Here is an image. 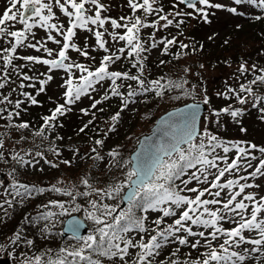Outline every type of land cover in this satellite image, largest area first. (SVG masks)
<instances>
[{
  "label": "snow or ice",
  "instance_id": "obj_1",
  "mask_svg": "<svg viewBox=\"0 0 264 264\" xmlns=\"http://www.w3.org/2000/svg\"><path fill=\"white\" fill-rule=\"evenodd\" d=\"M180 3L186 5L187 8L193 11L187 13L175 12L174 16H193L197 14L205 22L209 21V12L207 9L226 10L235 15H251L255 20L259 21L264 19V14H256L255 9L264 10V0H231V4L225 6L220 2H213V0H179ZM8 7L3 11L0 16V38L5 36L14 38L11 47H5L0 50V89H3L9 83V68L17 74L21 83L19 87L25 88L26 85L23 81L36 80L41 87L37 90V94L45 91V86L50 82L53 77L47 75L46 79L30 77L21 71L22 67L27 65L17 66L13 64V59H21L34 64H43L49 67V72L53 70H64L68 73L62 87L66 88L63 93L65 103L57 104L51 115L43 117V124L34 133L35 137H40L41 141L47 140L48 136L45 134L46 130L54 129L57 125L55 123L58 116L65 115L66 112L71 111L70 107L81 99L82 96H89L92 99L90 105L91 109H97V105L102 104L110 97H118L121 101L120 109L111 116V120L116 122L119 120L121 113L128 109L131 104L137 103L138 98L141 96L147 97L149 94H154L156 97L163 98L166 92L179 91L178 95L173 96V99H181L182 96L192 95L195 91V85L191 88L186 87L187 80L183 78L166 79L160 76L156 79H147L144 76L146 69L144 61L146 53L149 48L155 49L158 43L153 33L149 40L151 43L148 47V41H141L139 39V31L142 27L167 28L174 24L173 19H169L167 14L161 15L163 9L154 7L156 0H142L138 3L137 0H129V7L133 13L137 9H143L145 20L136 16L134 22L129 26L128 21L131 17H121L120 20L126 21L124 24L119 23L116 19L109 17H102L101 10L104 5L99 0H55V4L59 6L61 11L69 18V27L66 31L63 30V25L50 23L54 18L53 5L51 0L44 2V0H7ZM86 3L95 6L96 11L94 15H87L91 9L85 7ZM19 5V8H17ZM66 5H70L74 11H69ZM200 5L201 7H198ZM175 7V5H174ZM251 7L253 11L248 13L247 8ZM45 10L47 14H45ZM155 13L158 19L153 20L151 23L147 22V16ZM38 18V19H37ZM110 19L113 29L124 28V34L116 32L109 33L111 39L115 41H125L127 45V59L131 63L132 68L138 69V74H130L129 71H109V65L114 64L116 61L124 57L126 48L122 47L116 49L114 52L106 47V41L103 39L104 32L98 30L103 27ZM160 21H164L160 25ZM7 22H12L14 27L15 23H20L24 26L22 30L9 31ZM184 21H176V27H179ZM98 26L97 30L93 32L92 28L87 27L88 24ZM37 24L40 27L48 29L49 33L53 30L63 37L64 43L61 50L58 52L57 58H43L40 56H14L17 53L18 47H29L40 51L43 49L48 56L52 55V50L48 49L44 43H28L24 44L28 34L31 33ZM81 29L92 32L96 38L98 49L103 50L106 54L102 57L100 66L91 69L84 64L75 63L67 56V50L72 48L89 58V53L85 49L82 50L75 43H70L75 36V29ZM240 25H237L239 28ZM107 29H105V32ZM34 35V34H33ZM212 37H209L211 39ZM47 40L53 41L56 44H61L54 36L48 35ZM163 44L161 50L162 54L169 53V46L175 45L177 39L175 37L168 39L164 37L159 40ZM227 43V40L225 41ZM181 49H188L189 45L183 42L179 43ZM203 48V45H200ZM192 52L196 48H191ZM179 59V55L175 54ZM161 65L165 64L164 60L159 62ZM203 67V65H201ZM73 69L79 71V77L73 73ZM187 71V69L185 70ZM249 69L246 64H241V74L248 72ZM252 71L256 72V66L252 65ZM259 74L254 75V78L241 83L239 90L229 88L223 95L228 99L233 97L239 102L240 105L248 103L252 99V106L264 105V95H259L254 90V85L264 84V68L259 69ZM104 80H110L111 84L109 89L104 93L101 99H95L91 93L96 91V85ZM118 80H127L135 82V87L130 83L127 85V91H120L122 84H118ZM28 87L35 88V84L29 83ZM21 95L32 105H36L39 101L29 92H22ZM11 94H0V105H11V110L6 107H0V119H5L8 122V127L16 129H29L30 123L27 121H20L13 124L14 117H19L21 114V105L24 100L17 98L15 101L10 99ZM147 103V100H144ZM204 103H209V98L205 96ZM189 111L183 112L177 109L181 114L180 123L174 120L168 122V126L173 131L170 132L171 141L166 145H161L155 154L149 155L146 159H140L139 156L135 162L133 160L123 161L122 167L131 164L132 167L125 173V179L120 182H115L107 188H93L89 179L85 178L81 182L86 188L90 190H73V187L57 186L52 184L49 186H36L24 183L14 182L12 190L5 189L3 199L0 200V212L5 217L9 216V209L17 204H23L26 200L33 198L36 195H42L48 192L60 193L63 196L71 198L73 201L76 197H90L93 193L99 199H90L88 203L92 211L87 213L89 219L94 223L95 227L88 235H80L81 225L74 223L70 231L74 234L77 242L76 246L69 248L68 246L59 248L56 252L51 249L46 253L34 254L29 257L24 256L23 264H101L99 257H118L121 261L129 256L130 249H139L135 254V258L131 260V264H154V257L159 256L160 250L167 243L173 241L181 246H190L193 249L201 247V239H196L191 242L190 237H199L204 241L203 247L208 249L202 253L203 260L197 258L194 264H245L248 259H259L258 256H251L252 254H259L262 251L261 246L264 245V218H258V214L264 211V197L256 198L255 194L248 193L243 195L242 199H237L245 193V189L252 187L251 184L241 183L244 176L238 179L223 180L226 174L239 172L242 168H253L251 161L255 159L254 150L258 148L256 144L242 145L240 143L226 144L218 134H215L208 126L214 122L219 125L222 122V116L227 115L232 120L239 122V118L244 114V109L234 107L232 104L223 106L220 109H213L211 117H205L201 128H197V121L199 116V105L192 104L186 106ZM103 112L104 109H98ZM264 116V107L259 109ZM82 114L89 115L88 109H81ZM5 113L7 115L5 116ZM93 119L89 120L80 132H84L89 125L93 124L95 119V112L91 113ZM172 114H170L171 117ZM62 126V125H61ZM176 129L179 130V135L176 134ZM114 130V125H109L107 131ZM107 131L105 135H107ZM241 131L246 129L241 128ZM21 140L27 139L23 134L20 136ZM57 140H62L63 137H56ZM103 139H94L95 147H92L91 152L95 154L96 159H102L99 149L103 147ZM5 140L0 136V159L5 158L3 151ZM47 151L52 152L59 157L61 151L56 147L53 141L47 148ZM23 152V154H22ZM221 152L223 154H221ZM234 152L235 155L229 162L228 153ZM259 152L264 154V147H259ZM8 155L16 162L21 168L32 167L35 168L43 159L50 167L58 168L59 164L48 160L44 153L41 151L32 152L31 150H15L13 149ZM108 155L113 159L118 157L120 153L113 149L108 152ZM32 157V158H26ZM66 166H71L72 160L63 159L60 161ZM41 171L43 169H40ZM249 177L264 176V156H261L259 162L255 165L254 170L248 172ZM179 181V183H177ZM196 182L197 185L205 184L207 187H188V185ZM3 183V182H0ZM127 187L129 191L121 196L123 189ZM216 189V191H213ZM228 189L227 199H221L222 193ZM193 193L194 196L187 195ZM207 196L212 197L204 198ZM11 197V198H9ZM105 197L115 199L120 197L122 201L127 202V208L120 209L117 213V206L103 203ZM247 201V203H246ZM210 206H217L215 208ZM59 208L61 214L65 211L64 202L58 199H49L45 204L39 206V210L34 217H27L28 223L35 225L39 221H43V227L40 229L42 235L50 233L54 228V218L57 213L50 209ZM76 205V209H79ZM251 207V214L248 215V209ZM139 210L141 213H148L155 211L159 213L158 217L153 221L154 228L146 227V215H137ZM165 218H174L172 223L165 224ZM225 220L231 221L235 226L231 229L223 228L222 224ZM2 222V221H0ZM164 227H161V225ZM198 227L200 231H194L193 227ZM211 231H208V230ZM149 233L150 235L147 242L144 236L141 235L140 239L136 242L127 236L130 232ZM249 234L256 233L259 238L245 237L244 232ZM183 233V234H181ZM207 233V235H206ZM223 237V242L218 243V247L213 246V242H219ZM45 238H47L45 236ZM13 245L20 244L32 247L34 240L24 236L20 231H16L13 235L7 238ZM251 245V249L244 248L243 251H236L241 245ZM179 248L175 252H171L165 259L168 264H181L179 259H173L177 256ZM127 264V261H125ZM159 264H165V260H161ZM183 264H192L191 261H183Z\"/></svg>",
  "mask_w": 264,
  "mask_h": 264
},
{
  "label": "rangeland",
  "instance_id": "obj_2",
  "mask_svg": "<svg viewBox=\"0 0 264 264\" xmlns=\"http://www.w3.org/2000/svg\"><path fill=\"white\" fill-rule=\"evenodd\" d=\"M44 2H49V0H44ZM79 3L80 0H77ZM101 4H103L105 7L103 10H101V16L102 17H109L111 19H116L119 23L124 24L126 21L120 20L121 17H131V20L128 21L129 24L134 22L136 13L139 17H141L142 20H145L144 11L143 9H137L135 13H133V10L129 7V0H99ZM213 2H220L224 4L225 6H228L231 4V0H213ZM51 3L53 5V13L54 18L49 21L50 23H55L57 25H63V30L66 31L69 25V18L61 11L58 5L55 4V0H51ZM61 3H64V0H61ZM139 3H142V0L139 1ZM175 5V7H174ZM7 0H0V16H2L3 11L8 7ZM198 7H201L200 5H197ZM69 11H74L70 5H66ZM85 7L88 9H91L90 12L87 13V15H94L96 8L95 6H92L90 3H86ZM155 8L163 9V12H161V15L167 14L169 16V19L174 20V24L168 26L167 28L159 27L153 28V27H142L139 31V39L141 41H148V44H145V47H148L151 41L149 40V37L154 33L156 41L158 43L157 48L151 49L144 53L143 55L146 56V60L150 61L149 67L145 69L144 74L147 77L155 76L161 73L162 66L165 67V65H161L159 62L161 60V55L159 54L160 49V43L159 40L164 37H175L178 41L186 40L190 33L191 27H193L197 22L201 24V27L196 30V33H194V36H199L202 38V41L207 46L209 44L214 43L216 40H219L222 38V36L226 35V33H230V31H234V26H237L238 24L242 25L246 23L247 17L249 15H235L232 14L226 10H219V9H207L209 12V21L205 22L202 18H200L199 15L194 14L193 16H174L173 14L177 11L181 13H187L193 11L192 9H189L186 7V5L179 2V0H156V4L154 5ZM17 8H19V5H17ZM246 11L248 13H251L253 9L251 7L247 8ZM45 14H47V11L45 10ZM38 19V18H37ZM158 19V16L153 13L149 16H147L146 20L147 22L151 23L153 20ZM183 20L186 22L187 25H185V29L181 32L178 31V27H176L175 22ZM131 22V23H130ZM165 22L160 21V25H163ZM8 30L9 31H17L22 30L24 26L20 23H15L14 27L12 26V22H7ZM180 26V25H179ZM89 28H92L93 32L97 30L98 26L88 24ZM105 29L107 31L105 32ZM98 30L101 32H104L103 39L107 42L106 47L110 50V52L116 51V49L119 48H126L127 45L125 41H113L111 39V36L109 33L116 32L118 34H124L126 32V29L124 28H116L113 29L110 19L108 22L104 24L103 27H100ZM75 36L72 38V41L70 43H75L77 46H79L80 49H85V44H87V51L89 53V58H85L83 55H81L76 50L69 48L67 50V56L70 58L72 62L84 64L86 66H89L91 69H95L100 66L101 59L104 55L110 54L105 53L103 50L98 49L97 41L92 32H89L87 30L81 29L77 27L75 30ZM31 33L28 34L27 39L24 40V44L28 43H44L46 41L45 46L52 50V55L48 56L47 53L41 49L40 51H36L35 49L29 48V47H18L17 53H21L23 56H40L43 58H57L58 52L61 50L62 45L64 43L63 37L58 35L55 30L51 31L49 33L48 29L40 27L39 24H37L33 29H31ZM54 36L57 40L61 41V44H56L53 41L47 40L48 35ZM235 35V32H234ZM209 37H212L209 39ZM14 42V38L10 37H3L0 38V47H11V43L8 41ZM189 40V39H188ZM210 42V43H209ZM247 44L244 45H238V47L245 48L247 47ZM241 51V54L245 53L246 51ZM127 52L125 51L124 56ZM221 56L226 55V51L223 53H219ZM201 59L200 56H192L191 54L186 55L184 58H182L179 61V66L185 67L183 70L179 67L177 71L172 72L171 69L167 68L168 72L174 73V75H181L183 79L187 80V82H192L195 85V91L192 96H194L198 100H203L205 96L209 98V103H207L206 110L202 113L201 119H200V127L202 126V123L204 121L205 117H211L212 116V110L213 109H220L222 108V105L226 102V97L223 95H217L218 93H224L229 88H234L239 90V83L242 82L245 79L246 72L241 74L240 72V66L242 63H238L236 61H228L225 63H206L202 62V64L199 63V60ZM206 60V59H204ZM127 61V60H125ZM208 62V61H207ZM26 64H29L27 67L28 72L31 73L36 78H42L46 79L47 75H51L53 79L48 82V84L45 86V91L41 92V103L44 106H56L57 104H64V96L63 93L66 91L65 87H62L64 84L65 79H67L68 73L64 70H53L49 72V67L43 64H34L32 62L26 61ZM22 65V64H21ZM123 65V58L119 61H116L114 64L109 65V71H121V67ZM203 65V67H201ZM250 67V65L246 64ZM175 67V66H170ZM187 69V71H185ZM73 73L76 77H79L80 73L78 70L73 69ZM127 71H129L131 74L137 73L136 70L128 68ZM173 75V76H174ZM122 83L123 87H121L120 91L126 92L127 91V85ZM191 83V84H192ZM111 84L110 80H104L100 84L96 85V91L91 93V96L95 99H101L104 95V93L109 89V86ZM188 84V83H187ZM192 84V85H193ZM38 89L41 87V85L37 82ZM135 87V85H133ZM33 88V87H32ZM36 88V85H35ZM36 90V89H35ZM166 94V93H165ZM175 95H170L168 93L163 98H158L156 100L147 101V103L144 102L145 98L142 96L138 98V102L131 104L128 109L124 110L121 113V116L118 121L113 122L111 120V116L117 112L120 109L121 101L118 97H110L109 99H106L102 104L97 105V108L102 107L104 111H109L106 113V117L101 121L103 122V125L100 126L102 130L108 129L109 125H114V130L108 131L109 137H104V144L100 151V155L102 159H96L95 154L91 152L92 147H95L94 142H87L82 135H76V136H70V135H62L59 133H50V137L48 140V144L50 142L54 141L56 145L59 146V150L61 151V155L64 159H70L72 160L71 166H66L63 163L59 164L58 168L50 167L48 164L44 162L43 159L40 160L39 164L36 165L35 168L32 167H23L18 168L17 172H12L14 167V160L11 159L10 155H8L13 149L15 150H24L28 151L31 150L33 153L36 151H41L42 146L36 145V143L28 140H21L19 139L21 134L28 135L30 137V134L28 132L29 129H21L19 131V137L16 136L18 139H15V143L12 141H9L6 136V133H2L0 136H3L5 140V145L3 151L5 152V158L2 159L4 164L8 165V168H10L9 171L5 170L4 168L0 167V176L2 179H0V200H2L3 193L5 192V189H8L9 191L12 190V186L14 182L24 183L28 185H36V186H49L52 184H57V186H64V187H73V190H90L86 188V186L80 187L82 184L80 171H84V179H89V182L93 188L104 187L107 188L110 185H112L115 182H120L125 179V173L130 169V164L126 167H122L123 161L129 160V152L135 147L136 142L138 140V137L149 131V128L151 124L154 122L156 116L160 114L162 111L166 110L168 106H171L173 102L176 101V99H173L172 97ZM92 99L89 98V96H82L79 101H77L74 105L67 106L71 108V111L66 112L64 115L66 118V121H70L69 126H72L74 123V118L78 116L80 119L78 121V124H82L84 120H87L86 115L81 113V109H90L88 108L91 103ZM252 103V99L250 98L248 103L244 105H240L239 102L235 101V106H240L244 108H248V106ZM113 104V105H112ZM228 105V104H226ZM225 105V106H226ZM264 107V105H259L255 110L249 109L245 114H243L239 118V122L232 120L227 115L222 116V122L217 125L216 123L212 122L208 126L212 129V131L215 134H218L221 136H229L231 138H243L244 141L251 138L254 141V144L257 146H264V116H262L260 108ZM47 108H45L46 110ZM90 112V110H89ZM108 115V116H107ZM17 123L22 121L21 119H17ZM77 126L73 127L72 130H76ZM241 128L246 129V131H241ZM15 132L13 129L10 130ZM67 133V132H66ZM17 134V133H16ZM15 135V134H14ZM56 137H63L62 140H57ZM66 137L67 140L64 141V138ZM31 139V138H30ZM38 139V138H37ZM28 140V141H27ZM25 141L29 144L27 146H24ZM64 146V147H63ZM40 148V149H39ZM117 150L120 155L116 158H112L108 155V152L110 150ZM45 152V151H44ZM43 152V153H44ZM23 154V152H22ZM47 154L49 157V153H44V156L51 160V158L47 157ZM256 153L255 159L257 158ZM26 158H32V157H26ZM254 159L252 160V162ZM20 167V166H19ZM40 169H43L42 171ZM246 171L251 172L252 168H248ZM246 172V173H248ZM243 176V174H242ZM245 181L241 183H248L251 184L252 187L246 188L245 193L242 194L241 197H238L237 199H242L243 195L248 193L255 194L256 198L259 199L260 197H264V176L257 175L256 177H249L248 175L244 176ZM41 183V184H40ZM38 184V185H37ZM190 185H193L190 184ZM124 190V189H123ZM213 191H216V189H213ZM123 192V191H122ZM229 192L228 189H225L224 193L221 195V199L226 200L227 193ZM55 192H52V194ZM60 194V193H57ZM122 194V193H121ZM38 195L34 196L31 199L26 200L23 204H17L13 208L9 209V216L5 217L2 212H0V259H9L10 264H23L24 256L27 255L29 257L33 256L34 254H38V252L32 253L31 251L34 248H37L39 244H42V242H37L32 247L24 246L23 244L13 246L7 238L11 237L14 232L20 231L24 236H26L29 239H33L28 235V232H25V228L23 227V221L24 218L27 217H34L36 213L39 210V206L42 204H45L49 199H53V196L50 195L49 199H44L43 203L35 202L34 199H38ZM95 193H93L92 197H88V200L90 199H96ZM194 196V195H190ZM206 197H210L207 196ZM11 198V197H9ZM61 200L64 202L65 205V211L61 214V210L57 208H52L50 210L55 211L57 213L56 217L54 218V228L51 229L50 233H47L49 236H47V239H50L51 237H54V240L52 242H58L63 243L67 242L69 244V248L76 246L77 242L74 238L64 237L60 235V229L62 226V222L67 215V213H70V208L67 207L68 202L66 199H60V198H54ZM99 199V198H98ZM72 204H79L78 197L73 201H71ZM88 202V201H87ZM247 203V201H246ZM89 204V203H88ZM120 206V202L118 204ZM210 207H217V206H210ZM123 208V207H122ZM124 208H127V204L124 206ZM85 216V219L88 222L87 219V212L82 209L81 210ZM138 212V210H137ZM251 214V207L248 209V215ZM152 216H156L157 214L155 212H151ZM14 216H19L21 220V226L18 227L14 224L12 218ZM258 218H264V211L258 214ZM27 220V221H26ZM25 221L28 223V219ZM44 222L39 221L37 224L32 225L28 223V227H31L29 232L35 231V233L40 232L41 228L43 227ZM225 226V229H228L229 227H234L231 221L225 220L223 224ZM27 227V228H28ZM6 229V230H5ZM196 230H198L196 228ZM203 230V229H200ZM90 229H88V232ZM208 231H211L210 229ZM86 233L88 235L89 233ZM40 233H38L40 235ZM55 233V234H54ZM54 234V235H53ZM53 235V236H52ZM207 235V233H206ZM245 237H249L251 235L252 238H259L256 233L249 234L247 231L244 232ZM196 239H201V247L203 251H207L205 247H203L204 241L202 238L199 237H190V243L195 242ZM223 242V237L220 239L219 242H213L214 247H218V243ZM47 243V241H46ZM177 243V242H176ZM53 244V243H52ZM174 244V243H172ZM178 244V243H177ZM180 246L181 249L188 248L187 245ZM251 245L245 244L241 245L239 248H236L234 250L236 251H243L244 248L251 249ZM30 248V249H28ZM262 251L259 254H252L251 256H258L259 259H248L245 261V264H264V245L261 246Z\"/></svg>",
  "mask_w": 264,
  "mask_h": 264
},
{
  "label": "trees",
  "instance_id": "obj_3",
  "mask_svg": "<svg viewBox=\"0 0 264 264\" xmlns=\"http://www.w3.org/2000/svg\"><path fill=\"white\" fill-rule=\"evenodd\" d=\"M139 1L140 0H137L138 3H139ZM255 12H256V14H264V10H261V9H255ZM135 16H138V14L136 13ZM185 25H187L186 22H183L182 24H180V26L178 27V31L182 32L186 27ZM238 25H240V24H238ZM200 27H201V24L197 22L193 27H191L190 33L188 35L189 38H187L185 41L184 40H182V41L177 40V43L175 45H170L168 54H166V55L162 54V52H161L162 49H160L159 54L162 56L161 60H164L166 62L164 64L165 67L162 66V68L160 70L161 73H159L158 75L147 77L144 74V76L149 80L159 78L160 76H164L166 79L182 78L181 75H174V73H172V72L177 71V69L179 67H181L180 69H182V70L185 68V67H183L184 64L182 66H179V67H178V65H179V61L188 54H191L195 58H196V56H200L201 59L196 60V61H199L200 64H202V62L203 63L206 62V63L221 64V63H225L228 61H233V62L236 61L238 63L250 65V67L247 66L249 71L245 73L246 74L245 79L242 82H240L239 84L245 83L246 81L253 79L254 75L259 74L258 70L264 68V19L257 21V20H255L254 16L249 15L247 17L245 24L240 25L239 28H237V26H234V29H233L234 31H230L229 34L226 33V35L222 36V38H220L219 40H216L214 43L209 44L208 46L203 43L201 37L194 36L195 35L194 33H196V30L199 29ZM234 32H235V35H234ZM167 38L171 39L170 37H167ZM226 40H227V43H225ZM180 42H183L184 44L189 45V48L188 49H181L179 46ZM244 44H247L248 46L245 48L238 47V45H244ZM160 45H161L160 48H163V44H160ZM200 45H203L202 49L200 48ZM191 48H196V51L192 52ZM2 49L3 48L0 47V50H2ZM239 50H243L246 52L241 54V51H239ZM224 51H226V55L221 56L219 53L220 52L223 53ZM126 52H127V50H126ZM175 54L179 55V59L176 58ZM14 56H23V55L21 53H16V54H14ZM204 59H206V60H204ZM125 60H127V61H125ZM2 63H3V61L0 60V64H2ZM144 63H145L146 68L149 67L150 61L145 60ZM13 64L17 65V66H21V64L27 65V67L29 66V64H26L25 60L15 59V58L13 59ZM252 65L256 66V70H257L256 72L252 71ZM170 66H175V67H170ZM27 67H22L21 71L23 73H26L30 77H34L33 75H31L30 72H28ZM128 68L136 70L137 73H135V74H138V69L131 67V63L127 59V53H126L125 56L123 57V65L121 67L120 72L127 71ZM167 68L171 69L172 72H168ZM8 76L10 78L9 83L6 84V86L3 89H0V94L9 95V93H10L11 94L10 99H12L13 101H15L17 98L24 100V103L21 105L20 116L14 117L12 120V123L16 124L18 122V121H16L17 119H19V120L21 119L22 121L29 122L31 125V127L28 130L30 137L28 135L27 136L24 135V136L28 137V140L36 143V145L42 146L41 149L43 150V152L45 151L46 153H49L50 156H52V157H49L47 154V157L51 158L50 161H53L54 163L60 164L61 163L60 161L64 159L63 156L57 157L52 152L47 151V148L50 145V144H48V142L50 141L48 139L50 137L51 132L52 133H54V132L59 133L62 135L68 134L70 136L82 135L87 142H94V139H97V138L103 139L106 136L109 137L107 129L102 130L100 127L103 125V122H101V121L104 119V117H106L105 114L108 113L109 111L100 112L98 109H100L102 107L97 108V109H91V107L89 106L88 108H90L89 109L90 114L86 115L87 120H84V122H82V124H80V123L78 124V121L80 119L78 116H76L74 118V123L72 126H69V125H71L70 121H68V120L66 121V118L64 115L58 116L56 121H55L57 126L54 129L46 130L45 134L48 136V139L41 141V138L35 137L34 133L43 124L42 118L45 116L51 115V112L55 109V107L57 105L56 106L51 105V106H47V107L45 106V108H47L46 110H45V108H43L44 106H42L43 104L41 103V95H40V93L37 94L38 85H37L36 80L23 81L24 84L26 85V87L21 89L19 87L21 80L17 76V74L12 71L11 67L9 68ZM123 81L125 82L124 84H126V85H128L130 83L132 85H135V82L127 81V80H118L117 83L122 84L120 82H123ZM29 83L35 84L36 88L28 87L27 85ZM191 83L192 82L189 81L188 84L186 85V87L191 88V86L193 84V83L192 84ZM253 87H254V90L257 92V94L264 95V84H260L258 82L257 85H254ZM22 92L31 93L33 96L36 97V99L39 101V103L36 105L30 104L21 95ZM168 93H170V95H172V94L178 95L179 91L166 92L165 95H167ZM193 94H194V92H193ZM142 97L145 98V100L151 101V102L153 100L160 98V97H156L154 94H149L147 97H144V96H142ZM193 99H196V98L192 95L182 96L181 99H179V100L176 99V101L173 102L171 106H168V108L175 106V105H178V104H181V103L188 101V100H193ZM235 101H236V99L234 97L232 99L226 98V102L222 105V107L225 106L226 104H232L234 107H240V106H235ZM252 103L248 106V108L247 107L246 108L240 107V108L245 110L244 114L249 109L255 110V108H257V107H253ZM0 107H6L9 110H11L12 106L11 105H0ZM168 108H166V109H168ZM92 112H95V119H94L93 124L89 125V127L87 129H85L84 132H80V128H82L84 126V124H86L89 120L93 119V117L91 115ZM6 115H7V113H5V116ZM75 126H77L76 127L77 129L72 130V128ZM12 129L15 132L12 131V133H11L10 130H12ZM20 130L21 129L8 127L7 120L0 119V135L2 133L5 134L6 131H8V133H6V136L8 137L7 139L9 141H12L13 143H15V139H18L16 136H18V137L20 136L19 135ZM106 131H107V135H105ZM221 139L228 145H231V143H233V142L240 143L242 145L254 144V141L251 138L244 141L243 138H231L229 136H221ZM65 140H67L66 137L64 138V141ZM27 141H25L24 146H27L29 144L30 141L28 143H27ZM52 142H50V143H52ZM56 147L59 148L58 145H56ZM259 147H264V146H258V148L256 150H254V156L256 155V153L259 152ZM221 154H223V153L221 152ZM234 155H235L234 152L228 153L229 162L231 161V158L234 157ZM261 156H264V154L259 152V154L257 155V158L254 159L253 162L251 161V163L253 164L252 171L254 170L255 165L259 162V159L261 158ZM4 162L5 161L0 159V167L9 171L10 168H8V165L4 164ZM18 168H21V167H19V165H17L16 162L14 161V167H13L12 172L18 173V171H19ZM247 169L248 168H246V169L242 168L239 172H233L231 174H226V176L223 178L222 182L224 180H227V179H233V178L238 179L240 176H242V174H243V176H246L247 175L246 172H248V171H246ZM84 174H85L84 171L81 170L80 171L81 180L84 179V176H83ZM244 181H245V179L242 180V182H244ZM177 183H179V181ZM32 185H34V184H32ZM41 186H42V184H41ZM83 186L84 185L81 184L80 187H83ZM188 187L203 188V187H207V185H205V184L197 185L196 182L194 181L193 185H188ZM101 188H104V187H100V186L98 187V189H101ZM50 195L53 196V199L54 198L66 199V201L68 202L67 207L70 208V212L81 211L82 209H84L87 213L89 211H92L90 204H88V202H87L88 197H78L79 204L76 203L73 205L71 202L72 201L71 198H69L67 196H63L62 194H57V193L52 194V192H48V193H45L42 195H38L37 196L38 199H34V201L39 202V203H43V201H45L44 199H49L48 197ZM187 195H195V194L187 193ZM90 197H92V196H90ZM94 197H96V199L99 198L96 196V194ZM204 198L211 199L212 197H204ZM119 202H120V197H116L115 199H109V198L105 197V199L103 200V203H107L110 205H116L117 206V213L119 212L120 209H124V207L122 208L121 206H118ZM76 205L80 206L79 209H76ZM151 212H155V211H149L148 213H141L138 210V212H136L137 215H146L147 216L146 227H149L150 229L155 227V225L153 224V221L159 215V213L155 212L157 215L152 216ZM18 218H20V217L14 216L12 218V220H13L15 225H17L18 227H22L21 226V220ZM87 219H88V225H89V229H90L89 232H92L95 225L89 219L88 216H87ZM173 219L174 218H165V224L172 223ZM25 220L26 219L24 218L23 227L25 228V232H28V235L31 238L33 237L34 245L37 242H42V244H39L37 248H34L31 251L32 253H34V252H38V254L46 253V252H48L49 249H51L53 252H56L61 247H65V246L69 247V244L67 242H63V243L52 242L54 240V237H51L50 239L45 238V236L46 237L49 236L47 233L42 235V233L38 232V233H40V235H39L38 233L34 234L35 231L29 232L31 227H28V223L26 222L27 220L26 221ZM222 226H223V228H225L224 225H222ZM233 226H235V225L233 224ZM161 227H164V225L162 224ZM196 228L198 230H196ZM231 228H232V225L228 229H231ZM193 230L194 231H200V228L194 226ZM152 234H155V233L149 232V233L141 234V233L133 231V232L128 233L127 236H129L130 238L133 239L134 242H136L140 239V236L143 235L145 242H147L150 235H152ZM181 234H183V233H181ZM0 238H1V233H0ZM68 240H71V238ZM46 241H47V243H46ZM172 243H174V244H172ZM24 246H26V245H24ZM179 247L180 246H178V244L175 241L165 244V246H163L162 249L160 250L159 256L154 257V264H159V262L161 260H165V264H168V261L165 258L168 257L171 252H175L176 249ZM187 247L188 248L181 249V250L179 248V252L177 253V256L173 257V259H179L181 261V264H183V261H185V260L191 261L192 264H194V262L197 260V258H199L200 260H203L204 257L201 254L206 252V251H203L202 248L193 249L190 246H187ZM28 249H30V248H28ZM138 251H139L138 248L129 250V256L125 258V261H127V264H131V260L135 258V254ZM99 259L101 260V264H125V261H121L118 257H103V256H101V257H99Z\"/></svg>",
  "mask_w": 264,
  "mask_h": 264
},
{
  "label": "water",
  "instance_id": "obj_4",
  "mask_svg": "<svg viewBox=\"0 0 264 264\" xmlns=\"http://www.w3.org/2000/svg\"><path fill=\"white\" fill-rule=\"evenodd\" d=\"M198 104L199 105V116L201 119L202 113L206 110L207 104L204 103L203 100H188L176 106L170 107L165 111L161 112L151 124L149 131L141 134L138 138V141L133 148V150L129 154L130 160L135 162L136 158L139 156L140 159H146L149 155L155 154L157 149L161 145H166L171 141L170 132L173 130L169 128L168 122L174 120L176 123H180L181 114L177 112V109L182 110L183 112L189 111L186 107L187 105ZM170 114L171 117H170ZM200 119L197 121V128L200 127ZM176 134L179 135V130L176 129ZM132 167V165L130 164ZM129 189L126 187L121 196L127 193ZM126 201H122L120 205H126ZM74 223H79L81 225L80 235H83L87 231V223L85 222L81 213H73L65 217L62 225L61 234L67 235L74 234L70 231L72 225ZM0 264H9L8 259H0Z\"/></svg>",
  "mask_w": 264,
  "mask_h": 264
}]
</instances>
